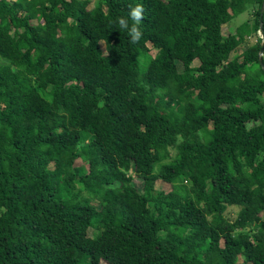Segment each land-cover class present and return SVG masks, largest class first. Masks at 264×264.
Returning a JSON list of instances; mask_svg holds the SVG:
<instances>
[{"label": "trees", "instance_id": "1", "mask_svg": "<svg viewBox=\"0 0 264 264\" xmlns=\"http://www.w3.org/2000/svg\"><path fill=\"white\" fill-rule=\"evenodd\" d=\"M94 1L0 0V264H264L263 0Z\"/></svg>", "mask_w": 264, "mask_h": 264}, {"label": "rangeland", "instance_id": "2", "mask_svg": "<svg viewBox=\"0 0 264 264\" xmlns=\"http://www.w3.org/2000/svg\"><path fill=\"white\" fill-rule=\"evenodd\" d=\"M95 1L94 0H92V2H91V6H93L95 3H94ZM251 6L249 5L248 7H247V9L246 10H244L243 12H240L239 14H237L236 16H234L233 18H232V20L228 23V26H225V29H224V32L226 33V34H229L230 32H234L235 30H236V28L240 25V24H242V23H244V22H246L249 18H250V16H251ZM227 25V24H226ZM253 40H255V38L254 37H250V38H248V40L245 42L246 44L248 43H251ZM243 48V47H242ZM241 48V49H242ZM242 51V50H241ZM241 51H239V52H241ZM194 64L195 65H198L199 64V62L198 61H195L194 62ZM181 67V66H180ZM78 163H80V160L78 161ZM136 182L139 184V181L138 180H136ZM157 186H159V187H162L163 189H165V190H169L170 188H171V185H169V184H166V183H164V182H161V181H159L158 182V185ZM238 211H239V207H237V206H231L228 210H227V212H226V214L230 217V218H235L236 216H237V213H238ZM94 231V229L93 228H91L90 230H89V232L90 233H92ZM240 261L241 262H243V259L242 258H240Z\"/></svg>", "mask_w": 264, "mask_h": 264}, {"label": "clouds", "instance_id": "3", "mask_svg": "<svg viewBox=\"0 0 264 264\" xmlns=\"http://www.w3.org/2000/svg\"><path fill=\"white\" fill-rule=\"evenodd\" d=\"M142 11L143 9L141 5H137L135 8L130 10L129 15L131 19L134 21V23L131 26H129L127 20L123 17H120L117 20L118 25L121 29H127L132 43H136L141 36V32L138 30L136 26V22L140 20Z\"/></svg>", "mask_w": 264, "mask_h": 264}, {"label": "water", "instance_id": "4", "mask_svg": "<svg viewBox=\"0 0 264 264\" xmlns=\"http://www.w3.org/2000/svg\"><path fill=\"white\" fill-rule=\"evenodd\" d=\"M263 12H264V0L262 2V6H261V13H263ZM262 22L263 21H261V31H262V26H263ZM263 38H264V36H263ZM262 44H263V42H262ZM263 50H264V48H262V50H261V52L259 54V58H260L261 61H262Z\"/></svg>", "mask_w": 264, "mask_h": 264}]
</instances>
